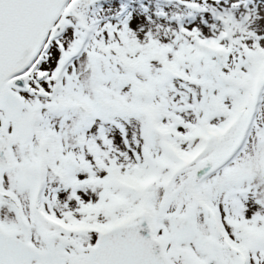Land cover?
Masks as SVG:
<instances>
[{
	"label": "snow or ice",
	"instance_id": "6c2138e0",
	"mask_svg": "<svg viewBox=\"0 0 264 264\" xmlns=\"http://www.w3.org/2000/svg\"><path fill=\"white\" fill-rule=\"evenodd\" d=\"M0 264H264V0H0Z\"/></svg>",
	"mask_w": 264,
	"mask_h": 264
}]
</instances>
